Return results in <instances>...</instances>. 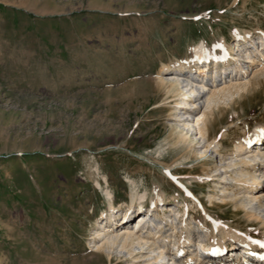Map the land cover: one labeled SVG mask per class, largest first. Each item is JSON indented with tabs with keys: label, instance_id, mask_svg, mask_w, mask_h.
Returning a JSON list of instances; mask_svg holds the SVG:
<instances>
[{
	"label": "rangeland",
	"instance_id": "rangeland-1",
	"mask_svg": "<svg viewBox=\"0 0 264 264\" xmlns=\"http://www.w3.org/2000/svg\"><path fill=\"white\" fill-rule=\"evenodd\" d=\"M262 33L264 0H0V264H149L136 258L139 246L133 255L101 250L96 235L110 200L119 223L143 194L162 196L159 205L176 220L168 236L190 210L181 220L183 233L194 230L192 249L185 247L186 258L171 250L170 264H183L208 238L231 249L245 235L264 239V204L242 195L248 206L238 215L232 205L219 207L236 190L234 144L264 127V76H242L251 72L245 38ZM224 42L238 57V74L216 78L212 69L207 84L178 71L198 45L219 53ZM227 76L247 85L210 109L213 134H227L221 155L215 145L205 151L195 125ZM162 80L179 83L185 96L168 93ZM178 132L194 147L178 146ZM141 211L130 228L148 213ZM164 212L153 214L150 235ZM205 222L218 234L207 237ZM122 223L116 235L128 227Z\"/></svg>",
	"mask_w": 264,
	"mask_h": 264
},
{
	"label": "bare ground",
	"instance_id": "bare-ground-1",
	"mask_svg": "<svg viewBox=\"0 0 264 264\" xmlns=\"http://www.w3.org/2000/svg\"><path fill=\"white\" fill-rule=\"evenodd\" d=\"M245 40H248L247 43H250L249 48L250 50L247 51L249 55L247 56V65H249V69H251V72H242L243 78H248L249 73L253 74L252 79H257L259 77L264 76V49L262 51L261 46H264V33H262L258 38H252L250 36H246ZM243 44L241 42H237L236 46L233 50L237 49V52H241V46ZM261 45V46H260ZM221 52H212L208 49V47L205 45V43H202L197 46L194 52V58L192 61H187L183 64H180L178 67V71L180 73L184 72H191L192 74L198 73L199 75L205 76L207 79L210 77V74H212V69L215 71L216 78L219 76L222 77V75L225 74H233L236 72L237 74L241 71L240 68L237 66L236 61H238V57L235 54H229L227 52V43L224 42L220 46ZM251 48H254L255 50H251ZM167 72V71H164ZM211 72V73H210ZM229 74V75H230ZM236 74V76H237ZM214 75V74H213ZM226 76V75H225ZM230 76L224 77L222 79L223 82L221 85L224 87L221 89H212L208 99H207V110H210L212 105L219 104L220 101L223 99L229 100L232 97H234L233 92L231 90H242L243 87L247 84L239 85V83L234 84L233 82L228 80ZM213 76L211 77V79ZM215 78V76H214ZM176 79V77H174ZM228 80V81H227ZM206 81V80H205ZM253 81V80H252ZM251 81V82H252ZM256 81V80H255ZM164 84L167 85L169 88L168 93H176L179 96H185V93L182 92V89L179 87V83L172 84L168 82H165V80H162ZM213 82V81H212ZM229 82H232V84H228ZM203 85L205 84L204 81H202ZM247 83V82H246ZM257 83V82H256ZM163 84V85H164ZM208 84V82H207ZM248 81V85H249ZM165 85V86H166ZM214 87V83L212 85ZM203 88H206L204 85ZM246 89V88H245ZM236 92V91H234ZM239 94V93H234ZM186 105H190L188 103H185ZM219 109V108H218ZM221 111V110H219ZM215 116L216 113L214 110H210L208 113H204L200 118H198L196 127L198 129V134L201 137V140L206 141V147L205 151L208 150V148L212 146H216L218 148L217 152L222 155V152L225 148L228 147V144H226V141H224V136L222 138H219L217 134H213V127L215 123ZM210 117L213 118V121L210 120ZM246 123V122H245ZM242 128V127H241ZM240 128V129H241ZM245 129V128H244ZM247 130V129H246ZM264 127L257 128L256 132L253 137L247 136L240 142L234 144L235 151L238 153L236 159V163L234 164V167H237L234 169L233 174H235V187L236 190L229 193L228 195L223 196L222 198H219L221 200L222 206L232 205L237 211L238 215L241 210H245V208L248 206V202L245 203L244 199L242 198V195L249 196V203L251 202H257L258 205L264 204V186H260L261 183L264 182V167L259 168L256 164L262 163L264 166ZM229 131V129H228ZM215 132V131H214ZM227 132V131H225ZM247 131H245L246 133ZM248 133V132H247ZM176 144L179 146L180 144L187 145L189 149L194 147L193 141H191L190 136L188 133L184 132H178L177 138H176ZM223 139V140H222ZM255 146V147H254ZM203 151L199 152L202 153ZM253 153V155H252ZM222 157V156H221ZM260 174L258 175V173ZM241 191H238L240 190ZM221 190H224L223 192L227 191V185H222ZM189 193H192L191 191H188ZM110 196V195H109ZM245 197V196H244ZM136 197H133V201ZM137 200L139 202L138 207L135 208L133 205L128 206L126 210L124 211V216L119 219V223H116L117 218L115 219V210L112 205V201H109L110 206L112 207V212L110 213L109 220L105 222V226H102L103 223H98L97 227V239L102 240L103 243L100 246V249L102 250H109L112 251L114 248L121 247V249L128 252L129 255H133L136 252V245L140 247V250L142 253H139V255H136L138 259L146 258L149 262V264H170L171 260H174L172 255H170V251L172 250L175 256H178L179 258L184 256V249L185 247L192 249V233L193 229L191 227L187 228L185 233H183L182 226L185 225V221L181 218L187 217L190 214L189 208H184L182 211V216L179 219L178 226L175 230V234L168 236V225L175 223L176 220H173L171 216L167 215L166 210L168 209L167 206H162L159 204H162L164 201L162 196L160 194L157 195L156 199H151L146 201V194H143L141 196H137ZM133 203V202H132ZM145 204V205H141ZM144 207L148 209V213L142 216H139L140 223L143 222H150L153 214H157L156 210L161 208V211H165L162 216H159L161 219V222L157 224L160 228L157 232H155L154 235L149 234L150 228L143 226L142 229H140L138 232H133L132 228H130L128 225H130V221L135 218L137 214H139ZM200 207L204 209V212L206 215H209V210L203 206V204L200 202ZM227 208V207H226ZM200 209V208H199ZM174 210H170L169 212H172ZM250 219L259 220V216L255 213H246ZM124 219V220H122ZM208 220V219H207ZM123 221V223H122ZM127 225L128 227H124L121 229L123 231V234H117L115 233L116 228H118L120 225ZM209 223V222H208ZM208 223H204L201 225V228L203 229V232L206 234L207 237H213L216 234H218L217 228L214 227V229L209 228ZM261 225H264L261 224ZM99 228V229H98ZM219 228V227H218ZM162 231H165L163 234H161ZM217 232V233H216ZM145 234H148L149 238L150 236L153 237V240L151 238L148 239V236ZM156 236V237H155ZM231 238L233 240L237 239L238 236L235 234L231 235ZM255 239H260L254 236H247L241 237L239 239L241 241V245L234 246V249H231V258L235 255L243 258V263L238 261H232L231 259H228L226 264H247L251 262V264H256L254 259L252 257H259V261H262L264 264V247L262 246H254ZM161 240V241H160ZM262 240V239H261ZM264 242V240H262ZM224 239L219 240H213L209 239L207 241H204L199 245L200 250L199 252H195L192 255H189L187 257L188 260L185 261L183 264H199V261L204 262L205 259L202 257L203 255H206L207 253H210L213 248L224 252L228 249L227 244L225 246ZM106 250V251H107ZM252 250L261 253V256H258L256 252L254 253ZM188 251V252H189ZM201 253V254H200ZM230 253V252H229ZM233 254V255H232ZM186 258V256H184ZM220 256L218 257V259ZM153 263H150V262ZM214 261L208 260L206 264H212Z\"/></svg>",
	"mask_w": 264,
	"mask_h": 264
},
{
	"label": "snow or ice",
	"instance_id": "snow-or-ice-1",
	"mask_svg": "<svg viewBox=\"0 0 264 264\" xmlns=\"http://www.w3.org/2000/svg\"><path fill=\"white\" fill-rule=\"evenodd\" d=\"M262 131H264V130H262ZM261 246L264 247V243H262Z\"/></svg>",
	"mask_w": 264,
	"mask_h": 264
}]
</instances>
